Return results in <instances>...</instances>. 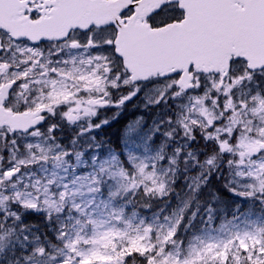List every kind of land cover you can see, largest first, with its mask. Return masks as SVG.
Instances as JSON below:
<instances>
[{
	"label": "snow or ice",
	"instance_id": "6c2138e0",
	"mask_svg": "<svg viewBox=\"0 0 264 264\" xmlns=\"http://www.w3.org/2000/svg\"><path fill=\"white\" fill-rule=\"evenodd\" d=\"M59 7L50 0H27L23 13L28 24L25 30L0 26V241L5 236L11 238L18 232L31 231L32 226L23 223L25 213L43 212L49 221L59 220L66 199L78 191L70 193L68 183L56 180L42 183L37 179L25 183L26 177L30 179L29 170L43 168L42 163L49 159L59 168L67 158L75 156L79 161L83 156V152L75 150L74 144L72 149L57 145L63 150L50 157V149L28 142L27 138L39 137L41 125L61 108L62 116L70 124L78 122L81 115L93 118L108 109H115L112 118H116L123 106L141 90L142 82L153 78L163 81V90L154 103L169 94L184 96L190 101L187 115L175 122L182 127L183 134L196 139L198 129L206 140L218 146L215 154L205 162L206 172L211 175L216 171L224 154H228L229 189L243 197L258 198L264 206V58L253 57L233 42L213 60L203 59L200 52L192 48L186 57L195 58H189L186 67L182 64L151 65L138 71L135 47L129 43L132 29L125 28L136 16L137 4L121 8L118 19L105 22L70 20L63 24L56 20ZM232 7L236 16L244 18L255 7H264V3L254 5L249 0H237ZM188 17V9L181 0H163L143 20L157 33L155 39L169 40L174 37L162 30L170 25L184 24L188 31L196 27L195 19ZM51 42H56V48L49 49L45 57L41 46ZM66 50H79L87 59L81 58L79 66L74 59L68 71L54 67L69 63L64 59H51L53 55L60 57ZM18 54L23 58L17 62ZM33 74L39 79H34ZM30 85H43L41 95L22 98ZM122 88L128 89L127 92H119ZM113 95L117 98L113 99ZM107 123L109 119L95 124L89 122L88 128L81 129V133ZM138 126L139 121L130 123L127 131L134 132ZM55 129V125H50L47 131L52 134ZM158 130L157 125L154 131ZM174 131L169 129L166 135L172 136ZM49 138L56 139L54 135ZM100 146L99 143L86 145L85 150ZM21 149L31 154L29 159H17ZM187 152V158H196L192 150ZM97 156L98 153L92 157V172L75 178L72 185L79 183L81 188L87 185L90 192H98L99 187L93 186L103 184L107 175L119 178L124 193L162 195L166 190V174L175 170L170 165L177 163L175 156L169 165L158 163L165 159L160 153L151 160L130 155L135 169L131 172L115 158L109 162ZM204 172L202 168L196 179ZM205 180L206 177L203 183ZM119 195V191L110 194L112 198ZM73 209L81 215L87 214L75 201ZM113 217L122 220L123 209L118 214L114 210ZM183 219L180 216L166 231L163 228L154 231L155 226L143 220L135 226L130 220H124L125 227L121 229L106 227V221L89 219L87 223L93 225V234L82 235L81 228L75 237L61 222L56 239L63 242V248L58 249L46 235L41 240L39 235L30 238L24 234L22 240L18 239L23 250L21 255L15 260L0 255V264H264V226L232 230L221 225L223 235L208 240L196 238L185 252L184 241L178 236ZM68 220H73V216ZM75 224L79 225L80 221L76 220ZM12 255H16L15 246Z\"/></svg>",
	"mask_w": 264,
	"mask_h": 264
},
{
	"label": "rangeland",
	"instance_id": "374dc122",
	"mask_svg": "<svg viewBox=\"0 0 264 264\" xmlns=\"http://www.w3.org/2000/svg\"><path fill=\"white\" fill-rule=\"evenodd\" d=\"M155 100L152 93L143 98L141 96L135 99L136 104L133 105V111L135 113L137 110V113H135V116L130 117V122L126 126L128 127L130 123L137 121H139V126L134 132L129 133L127 131L122 145L123 151L121 157L120 154L102 144L99 149H83L81 144L84 146L90 145L89 140H91H88L85 132L80 134L78 131L74 136H70L67 140V147L60 140L52 141L42 139L40 136H29L27 138L28 142L33 144L39 143L45 149H50L48 153L50 157L63 150L57 148V145L72 149L75 144V150L83 152V156L79 161L76 160L75 156H71L59 168H56L55 162L49 159L47 162L42 163L43 168H31L29 170L30 179L28 177L25 178V183H31L32 180L37 179L42 183H46L48 180H56L57 183H68L70 185L68 189L70 193L73 190H78L75 191L74 195H70L66 199L64 213L59 220H56L59 225L58 229L60 228V223L64 222L67 225L65 230L69 231L73 237H75L76 231L81 230V228L82 235L91 236L94 227L87 222L89 219H92L98 222L106 221V227L115 226L121 229L125 227L124 220H130L134 226L139 225L141 220H143L146 224L154 225V231L156 228H163L166 231L168 227L175 225L180 216H183L184 219L180 225L182 234L178 236L180 240L184 241V251L186 252L188 245L196 242V238L208 240L210 237L223 235L224 233L220 231L221 225L232 230H244L264 226V206H262L258 198H247L236 193L246 198L252 209L244 210L241 207L239 209L235 208L234 212L227 217L223 213H220L219 207L214 206L218 201L208 197V185L214 178L228 191L235 193L227 186L228 181L231 179V169L226 163L228 154H224L225 158L220 160L217 170L209 175L206 172L208 166L205 162L215 154L218 146L213 141L206 140L198 129L195 132L197 138L189 139V137L183 134L182 127L175 123L176 120L187 115V107L190 106V101L184 96L175 97L169 94L167 97L160 99L158 110L153 102ZM145 114L147 115L146 119L142 117ZM150 117L152 118L150 119ZM142 120H144V123H140ZM157 125L160 130L154 131ZM169 129H175L172 136L166 135V131ZM178 148L186 149L177 153L176 150ZM188 150H192L195 153V159L187 158ZM97 153V159L110 162L115 158L131 172H134L135 169L129 160L130 155L151 160L160 153L165 157L164 161L158 162L162 165H169L170 159L175 156L177 163L170 165L175 170L174 172L167 173L165 176L166 190L164 194H153L152 196H148L147 194L142 195L146 200H157L159 202L158 209L152 212V209L148 208L150 213L131 211L124 200L123 196L127 193H124L120 187L119 178L116 179L105 175L103 184L93 186L99 187L100 191L98 192H90L87 185L83 188L80 187L79 183L72 185L71 182H74L75 178L92 172L94 167L92 157ZM30 156L31 154L29 152L21 149L17 154V159H29ZM202 168L205 171L203 176L200 179H196L198 174L201 173ZM205 177L206 180L203 183ZM240 190L244 191L245 189L241 188ZM112 191H119L120 195L112 198L110 196ZM89 200L93 202L89 204ZM73 201L80 204L81 208L87 214L81 215L77 210H71ZM121 209H123V219H114V210L118 214ZM209 209H213L214 211L209 212ZM39 213L44 214L43 212ZM133 213H136V215L133 216ZM210 215L213 217L211 220H209ZM72 216L73 220L69 221L68 219ZM76 220L80 221L79 225L75 224ZM73 225H75V230L73 229ZM24 234L26 233L18 232L17 235L11 238L5 236L4 240L0 241V244H3V248L0 249V254H2L7 246L12 248L15 246L16 256H20L23 250L18 243V239L22 240ZM62 245L63 242L57 248H63ZM67 251L65 248L64 252ZM8 257L10 260H15L16 258L12 254Z\"/></svg>",
	"mask_w": 264,
	"mask_h": 264
},
{
	"label": "water",
	"instance_id": "95a60500",
	"mask_svg": "<svg viewBox=\"0 0 264 264\" xmlns=\"http://www.w3.org/2000/svg\"><path fill=\"white\" fill-rule=\"evenodd\" d=\"M228 1L233 0H181L182 5L188 9V19H195L196 27L188 31L184 24L178 26L175 37L173 34L174 38L167 40L166 46L156 48L153 57L149 55L148 47L143 49L141 45H135L137 70L161 63L162 66L182 64L186 67L188 59L195 58L186 57V53L192 48L197 49L203 59L213 60L233 42L246 49L253 57L264 58V7H255L249 16L240 18L235 15L233 5ZM162 2L163 0H143L140 7L145 12H151ZM249 2L260 5L264 0ZM173 27L175 26L170 25L164 30L170 33Z\"/></svg>",
	"mask_w": 264,
	"mask_h": 264
},
{
	"label": "flooded vegetation",
	"instance_id": "af4514ba",
	"mask_svg": "<svg viewBox=\"0 0 264 264\" xmlns=\"http://www.w3.org/2000/svg\"><path fill=\"white\" fill-rule=\"evenodd\" d=\"M140 0H50V2L60 5L56 10L58 15L56 17L57 23L63 24L66 21H87V20H97L99 22H105L110 19H118L119 12L121 8L126 7L130 3L138 4ZM27 7V0H0V26L11 28L15 31H23L28 27L26 24L27 18L24 17V8ZM137 10V9H136ZM147 16V15H146ZM145 16V17H146ZM131 20H136L141 24H147L144 22L143 17H139L136 13V16L132 17ZM129 25H125V28ZM137 31L140 28H136ZM79 36V34H78ZM82 38V37H81ZM44 56H48L49 49L56 48V42H51L49 45L41 46ZM19 54L15 57L17 62L22 59ZM81 58L87 59L86 56L82 57V54L79 50H66L65 53H62L60 57L53 55L51 59L59 60L64 59L69 61L68 64L53 65L54 67H60L66 71L71 70L72 61L75 59L77 61V66H79V60ZM39 70H37L38 72ZM34 79H39V76L33 74ZM163 81L158 78H153L151 81L142 82L141 90L134 96L130 101H128L123 108L120 110L119 115L116 118H112L113 112L115 109H108L98 114L96 117L90 118L88 116L81 115V118L76 123H69L63 116V108L57 109L56 114L50 116L42 125L40 129V137L44 139H50V135L56 137L55 140H64L69 136V132L72 130L79 131L81 134V129H87L89 122L95 124L102 119H109V123L102 125L100 128L91 129L85 131V134L88 136L90 145L97 144L102 135L103 126L113 124V123H123L128 121L130 117L135 116L137 110L133 111L134 104H136L135 99L148 96L151 93L153 94L154 99H158L161 91L163 90L162 86ZM128 89L122 88L119 92H127ZM43 91V85H30L29 91L22 94V98H25L30 95L39 96ZM46 95V92H44ZM116 99V96L112 97ZM159 104L155 103L156 108L159 110ZM125 110V111H124ZM147 115L142 117L146 119ZM153 116V113H152ZM159 116V115H158ZM152 117H150L151 119ZM50 125H55L56 129L54 133H48L47 129ZM95 138V141L93 140Z\"/></svg>",
	"mask_w": 264,
	"mask_h": 264
},
{
	"label": "trees",
	"instance_id": "16d2710c",
	"mask_svg": "<svg viewBox=\"0 0 264 264\" xmlns=\"http://www.w3.org/2000/svg\"><path fill=\"white\" fill-rule=\"evenodd\" d=\"M126 125L127 123L123 122L104 126L101 140L109 144L114 149L120 151L121 145L125 140ZM208 189V197L218 201L216 205H213L215 207H219L220 213H223L227 217L234 212L237 204H239L244 210L252 209L246 198L228 191L224 186L220 185L215 178L209 182ZM124 200L127 203V207L130 208L131 211L141 213H150L148 208H151L152 212H154L159 206V202L157 200H146V198H143L142 194H139V192L126 194L124 196ZM22 219L24 224L32 226L31 231L26 232L31 237L33 235H39L41 240H43L46 235L53 244L57 245L61 243V241H57L56 239L58 227L55 220L49 221L44 214L39 212L25 213ZM181 234L182 232L180 228L178 235Z\"/></svg>",
	"mask_w": 264,
	"mask_h": 264
}]
</instances>
